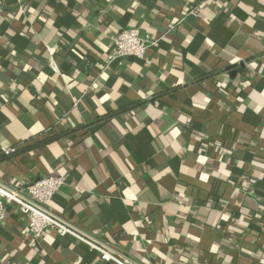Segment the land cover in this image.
Returning <instances> with one entry per match:
<instances>
[{"label":"crops","instance_id":"0c3cea01","mask_svg":"<svg viewBox=\"0 0 264 264\" xmlns=\"http://www.w3.org/2000/svg\"><path fill=\"white\" fill-rule=\"evenodd\" d=\"M131 27L157 44L108 62ZM48 174L49 208L134 261L264 264V0H0V180ZM28 235L11 206L0 264H115Z\"/></svg>","mask_w":264,"mask_h":264},{"label":"built area","instance_id":"2783aa9c","mask_svg":"<svg viewBox=\"0 0 264 264\" xmlns=\"http://www.w3.org/2000/svg\"><path fill=\"white\" fill-rule=\"evenodd\" d=\"M156 44L157 39L143 34L138 27L124 29L113 36V51L107 56L108 62L127 56L145 58L149 47ZM12 150L6 149L4 153L9 154ZM66 184V176L58 174L44 175L25 187L12 186L0 180V224L6 219L8 209L15 206L26 220L28 237L33 245L39 242L48 229H55L62 236H71L84 242L105 261L115 264H142L122 255L108 243L90 235L49 208V202Z\"/></svg>","mask_w":264,"mask_h":264},{"label":"trees","instance_id":"16d2710c","mask_svg":"<svg viewBox=\"0 0 264 264\" xmlns=\"http://www.w3.org/2000/svg\"><path fill=\"white\" fill-rule=\"evenodd\" d=\"M149 2V1H148ZM151 3V2H150ZM124 29H122L121 31H123ZM121 31H119L118 33H120ZM116 33V35L118 34ZM115 36V35H114ZM113 51V50H112ZM111 51V52H112ZM109 52L108 55L111 53ZM107 55V56H108ZM221 87L223 85H220ZM120 111H116V112H111V113H108L107 115L103 116V119H109L117 114H119ZM79 128V127H78ZM77 130L79 129H75L74 131H71V130H65V131H61V132H53L51 133L49 136H47L46 138L44 139H41V141L35 143L34 145H30V146H27V147H24L23 149H19L17 151H15L14 149L11 151V153L9 154H5L3 153V155H15L17 153H19L21 150H24V151H28V150H31V149H34L38 146H43V145H46L48 143H51L52 141H56V140H60V139H63V138H66V137H70V135H72V132H76Z\"/></svg>","mask_w":264,"mask_h":264}]
</instances>
